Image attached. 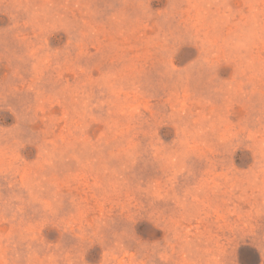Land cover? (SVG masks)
Listing matches in <instances>:
<instances>
[{"label": "rangeland", "instance_id": "rangeland-1", "mask_svg": "<svg viewBox=\"0 0 264 264\" xmlns=\"http://www.w3.org/2000/svg\"><path fill=\"white\" fill-rule=\"evenodd\" d=\"M264 264V0H0V264Z\"/></svg>", "mask_w": 264, "mask_h": 264}, {"label": "trees", "instance_id": "trees-1", "mask_svg": "<svg viewBox=\"0 0 264 264\" xmlns=\"http://www.w3.org/2000/svg\"><path fill=\"white\" fill-rule=\"evenodd\" d=\"M240 263L241 264H258V256L254 251L250 252L249 254H244V257H242L240 252Z\"/></svg>", "mask_w": 264, "mask_h": 264}]
</instances>
